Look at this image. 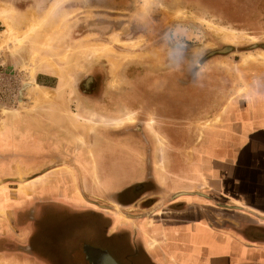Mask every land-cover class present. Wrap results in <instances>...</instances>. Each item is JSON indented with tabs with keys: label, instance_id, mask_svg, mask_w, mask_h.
I'll use <instances>...</instances> for the list:
<instances>
[{
	"label": "rangeland",
	"instance_id": "374dc122",
	"mask_svg": "<svg viewBox=\"0 0 264 264\" xmlns=\"http://www.w3.org/2000/svg\"><path fill=\"white\" fill-rule=\"evenodd\" d=\"M229 47L239 51H224ZM252 62L264 64V0H0V191L36 192L42 167H55L48 172L59 184L70 176L87 197H106L141 177L136 140L108 137L117 133L157 142L150 156L156 149L159 171L147 170L144 186H126L124 197L149 195L156 172L186 181V171H165L161 129L217 125L215 112L245 90L243 66ZM91 77L95 89L86 86ZM208 94L214 99L201 102ZM151 96L160 102L151 104ZM53 207L41 202L26 215L31 241L55 264H90L86 248L97 245L123 264H152L148 253L135 255L124 228L107 235L110 221L101 212ZM9 226L0 235L16 241L20 233Z\"/></svg>",
	"mask_w": 264,
	"mask_h": 264
},
{
	"label": "crops",
	"instance_id": "0c3cea01",
	"mask_svg": "<svg viewBox=\"0 0 264 264\" xmlns=\"http://www.w3.org/2000/svg\"><path fill=\"white\" fill-rule=\"evenodd\" d=\"M243 68L245 90L229 95L234 98L215 112L218 115L214 119H221L217 125L195 132L165 130L163 137L169 139L163 147L165 171H186V181L177 184L171 181L169 172H156L150 176L154 190L149 195L141 192L124 202L122 192L126 186L138 184L141 188L147 170L159 171L156 140L153 143L144 141V135H133V154L141 177L94 201L84 192L82 198L71 195L74 186L70 182V192L59 190L57 173L51 171L37 182L36 197H0V228H6L13 216L18 221L21 212L48 202L55 207L105 214L110 221L107 235L124 228L132 235L135 255L148 253L152 264H264V64L252 62ZM221 99L216 100L220 106ZM153 144L156 149L150 156ZM190 144L191 153L187 152ZM192 175L196 178L190 179ZM110 198L125 212L137 209L143 215L146 207L155 212L138 216L133 223L125 222L112 210L114 205L107 203ZM103 200L106 205L100 204ZM165 202L170 204L163 206ZM100 205L105 208L97 211ZM23 226L15 227L20 233L16 241L4 237L0 242V264H55L41 242L31 241L35 233L32 224ZM103 258L100 256L99 261L106 264Z\"/></svg>",
	"mask_w": 264,
	"mask_h": 264
},
{
	"label": "flooded vegetation",
	"instance_id": "af4514ba",
	"mask_svg": "<svg viewBox=\"0 0 264 264\" xmlns=\"http://www.w3.org/2000/svg\"><path fill=\"white\" fill-rule=\"evenodd\" d=\"M234 48L233 47H229V48H227V50H224V51H229V50H233ZM223 50H221V51H219V52H212V54L214 53L215 55H217L218 53H225ZM234 51H239V50H236V49H234ZM222 55H225V54H222ZM93 79H92V77L91 78H89V80L87 81V83H86V86H89V88L90 89H95V87L93 86V81H92ZM88 88V89H89ZM92 91V90H91ZM90 93H92V92H90ZM203 95L202 94H200V96L198 97L199 99L202 97ZM208 96V97H207ZM205 95L204 96V98L206 97V100L205 101H201V102H211L213 99H214V97H212L211 98V95L210 94H208V95ZM134 99V98H133ZM147 100H149V102H151V104L153 103V102H155L156 103V101H159L160 102V100H161V98H157V97H155V96H151V97H148V99ZM134 101H138L137 99H134ZM134 104H135V102H134ZM205 104V103H204ZM134 109V108H133ZM135 110V109H134ZM136 111V110H135ZM156 111L157 112H159L160 114H165V118L163 117V115H160L162 118H164V119H162V121H167V109L166 110H164V108L163 107H160L159 109H156ZM170 112V111H169ZM183 112V110H180V111H178L177 112V114L180 116L181 115V113ZM172 116V115H171ZM170 129H173L174 131L175 130H184V129H176V128H166V129H161V131H160V133H163L161 136L163 137L164 135H165V130H170ZM186 131V130H185ZM119 132V131H118ZM118 134V136H114V135H108V137L109 138H112V137H118L119 139L120 138H128V137H132L133 135H136V136H138L137 134H135V133H129V134H126V135H121V134H119V133H117ZM131 134V135H130ZM165 138V137H164ZM169 139H166L165 138V142L166 141H168ZM167 144V143H166ZM5 160V159H4ZM37 163H39L40 161H39V159H37V161H36ZM39 168H41V167H39ZM55 167H53V168H46V167H42V171H40L39 173H38V175H37V177L35 178V179H33V180H36V182H38L39 180H41L42 179V176L44 175V174H47V173H49L48 171H50V169L52 170V169H54ZM69 167H67V169H68ZM152 177H153V175H152ZM67 178H70V176L69 177H67ZM32 180V181H33ZM68 180V179H67ZM24 181H29L30 182V179H27V180H25L24 179ZM23 181V182H24ZM69 182H70V184L71 185H73L74 187H73V189H70V190H73V192H72V194L71 195H75V190H79L80 191V194H82L84 191L82 190V188H80L81 187V184L80 183H77V180L75 179L74 180V178H70V181H66V184L64 183V184H59V190H60V188H61V190L62 189H64V190H66V192H70V190H68L69 189V187H70V184H69ZM4 184H5V182H4ZM78 184H80V185H78ZM29 186V185H28ZM62 186V187H61ZM9 189H10V187H9ZM18 191H19V188H18ZM32 192H35L34 190H33V188H31V190H29L28 191V194L26 195H23V193L22 192H20L19 191V195L17 196V197H36L37 196V194H35V195H33V193ZM36 192H37V190H36ZM35 192V193H36ZM82 192V193H81ZM2 193H4L3 195H2ZM22 193V194H21ZM32 193V194H31ZM145 194H146V192H144ZM83 195H84V193H83ZM85 196V195H84ZM146 196H147V194H146ZM0 197H13V194H11V195H8L7 194V188L5 187V189H2V192L0 191ZM134 197V196H133ZM123 199H124V202L125 201H131V200H129L130 199V197H122ZM126 202V203H127ZM117 204L119 205V206H117ZM146 204V203H145ZM148 204V203H147ZM168 204H170V203H168ZM111 205H114V208L112 209V210H114L117 214L119 213H121V214H123V215H126V217L125 218H123V217H121V219L123 220V221H125V222H130V223H133V220L136 218V217H138V216H144V215H153L154 214V212H155V209H151L150 210V207H146V211H147V213L146 214H138V212H136V213H129L128 211L127 212H125L123 209H121L120 207H121V205H120V203H113V204H111ZM167 205V203L165 202L164 203V205L163 206H166ZM111 209V208H110ZM159 210H162V208H159ZM26 211V210H25ZM25 211H23V212H21V211H19L18 213H20L21 212V214L20 215H17V219H18V221H16V216H13L12 217V221L10 220V226H11V228H13L14 230H16V228H18V226H23V225H28V224H31V220H30V218L26 215V213L28 212H25ZM17 213V214H18ZM161 214H162V212H161ZM105 214H103V216H104ZM104 218H106V216H104ZM9 220V219H8ZM28 223V224H27ZM9 226V227H10ZM131 226V225H130ZM16 227V228H15ZM24 227V226H23ZM129 235H130V237L132 236L131 235V233H129ZM6 237V236H5ZM4 238H3V236L2 235H0V242L3 240ZM10 238L9 237H7V240H9ZM97 252H104V253H107V255L108 256H111V257H113L118 263H120V264H123L122 262H120V261H118L114 256H113V254L109 251V249H107V248H105V247H103V246H101V245H97V246H92V247H90V246H88L87 248H86V255H87V260L89 261V263L90 264H96V259L98 260V254H97Z\"/></svg>",
	"mask_w": 264,
	"mask_h": 264
},
{
	"label": "bare ground",
	"instance_id": "6f19581e",
	"mask_svg": "<svg viewBox=\"0 0 264 264\" xmlns=\"http://www.w3.org/2000/svg\"><path fill=\"white\" fill-rule=\"evenodd\" d=\"M11 29V28H10ZM97 254H98V260L96 259V264H103V262L102 261H99L100 260V256L103 258V256L105 257V259H106V264H107V262H108V264H114L111 260H110V258H108L109 256L107 255V253H104V252H97ZM104 259V258H103ZM104 259V260H105Z\"/></svg>",
	"mask_w": 264,
	"mask_h": 264
},
{
	"label": "water",
	"instance_id": "95a60500",
	"mask_svg": "<svg viewBox=\"0 0 264 264\" xmlns=\"http://www.w3.org/2000/svg\"><path fill=\"white\" fill-rule=\"evenodd\" d=\"M108 258H110V260H111L114 264H120V263H118L113 257L109 256Z\"/></svg>",
	"mask_w": 264,
	"mask_h": 264
}]
</instances>
